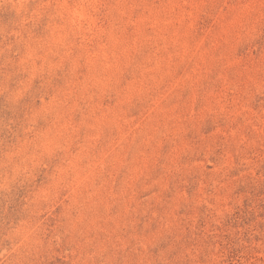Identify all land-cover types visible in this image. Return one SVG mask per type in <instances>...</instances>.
Here are the masks:
<instances>
[{
	"label": "rangeland",
	"instance_id": "rangeland-1",
	"mask_svg": "<svg viewBox=\"0 0 264 264\" xmlns=\"http://www.w3.org/2000/svg\"><path fill=\"white\" fill-rule=\"evenodd\" d=\"M0 264H264V0H0Z\"/></svg>",
	"mask_w": 264,
	"mask_h": 264
}]
</instances>
